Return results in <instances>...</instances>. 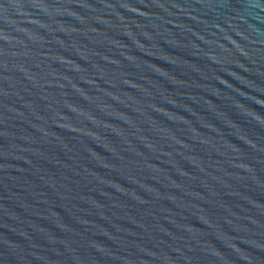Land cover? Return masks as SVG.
Masks as SVG:
<instances>
[{
  "label": "water",
  "instance_id": "obj_1",
  "mask_svg": "<svg viewBox=\"0 0 264 264\" xmlns=\"http://www.w3.org/2000/svg\"><path fill=\"white\" fill-rule=\"evenodd\" d=\"M0 264H264V0H0Z\"/></svg>",
  "mask_w": 264,
  "mask_h": 264
}]
</instances>
